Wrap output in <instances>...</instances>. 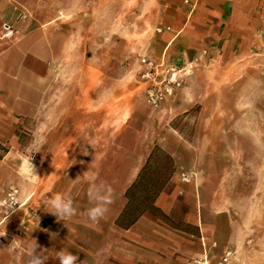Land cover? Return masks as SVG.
Masks as SVG:
<instances>
[{
  "label": "crops",
  "instance_id": "crops-1",
  "mask_svg": "<svg viewBox=\"0 0 264 264\" xmlns=\"http://www.w3.org/2000/svg\"><path fill=\"white\" fill-rule=\"evenodd\" d=\"M57 1L63 3L54 8V15L73 11L74 20L56 23L43 2L49 18L32 28L30 11L36 3L0 0V22L12 24L25 40L42 32L43 60L28 56L33 62H74L67 54H50L51 33L58 27L64 32L66 53L72 40L82 45V18L98 16L100 4L112 7L117 1L123 15L131 12V0ZM144 1H151L149 7L140 2L138 13L153 16L152 27L163 24L150 38L170 47L178 61L188 63L192 53H198L207 70L257 59L253 48L260 24L264 26V0ZM59 75L72 80L73 87H44L28 100L33 151L26 158V172L31 160L36 177L33 190L25 194L19 164L11 166L17 173L12 182L27 204L0 223L6 234L0 238V264H28L34 241L35 251L47 258L45 264H59L56 256L62 249L78 256L77 264H146V257H162L150 264H186L187 256L210 255L214 240L218 246L235 248L245 264L248 253L260 260L255 264H264V248L255 253L251 249L255 237L239 239L240 205L232 206L223 193L224 183L211 191L201 178L198 122L189 121L190 114L204 106L205 77L200 71L188 73L175 96L157 108L150 107L143 92L115 88L109 72ZM218 78L229 77L220 72ZM34 145L42 149L35 152ZM92 183H103L113 193L105 218L98 222L86 215L92 207L87 195ZM2 190L0 181V195ZM58 194L72 198L77 215L63 221L46 211L48 201ZM26 207L35 214L26 215Z\"/></svg>",
  "mask_w": 264,
  "mask_h": 264
},
{
  "label": "rangeland",
  "instance_id": "rangeland-1",
  "mask_svg": "<svg viewBox=\"0 0 264 264\" xmlns=\"http://www.w3.org/2000/svg\"><path fill=\"white\" fill-rule=\"evenodd\" d=\"M23 2L37 4L33 11H30L32 28L49 18L43 12V2H46L44 5H49V16L56 19V23L66 24L75 18L71 14L73 11L66 16L54 15V8L59 7V3L63 1ZM130 2V15H123L122 5L117 1L112 7H102L100 1L98 16L92 18L86 14L82 18L81 35L86 37V40L82 41V45L79 40H72L67 53L63 47L64 40L62 41L64 32L59 31L58 27L51 33L50 54L56 58L63 54L73 57L74 62L69 64L39 62L43 60L42 32L31 33V37L25 40L24 34L17 33L12 24L0 22V181L3 185L0 197L10 187L18 190L12 182L13 174L17 173L11 166L19 164L18 174L26 173V158L33 151L32 136L28 130L32 125L28 100L36 98L35 94L44 87H73L72 80L67 82L60 79L64 77L59 75L60 71L63 74L69 73L72 78L85 72H109L115 78V88H127L139 93L143 92L140 74L144 64L141 59H158L164 53L170 61L180 66L187 65L184 81L188 73L194 71H200L205 77V80L201 81L206 95L203 109L201 112H192L189 117L190 124L198 122L199 127V148L204 161L201 178L211 191H218L220 181L221 184L224 183L223 193L232 206L235 203L240 205L236 208L242 216L239 239L255 237L251 249L254 253L255 250L263 249L264 30L261 29L264 26L260 24L258 42L253 48V55L257 59L253 60V63L248 58L242 66L230 64L225 69L216 66L206 70L200 54L192 53L191 61L182 63L177 60L178 56L171 52L170 47L165 49L159 40L150 38V34L155 35L157 28L163 24L152 27L154 17L138 12L140 2L144 7H149L151 1ZM4 24L12 27V34H5ZM74 34L75 32L69 33ZM79 35L80 33H77L76 36ZM11 49L14 50L10 52ZM28 56H34L39 61L33 62ZM110 56L114 59L109 61L107 59ZM220 72H226L229 78L220 80ZM41 149L42 145H39V150ZM18 195L20 200H25L19 191ZM3 215L0 211V220ZM4 236L6 234L0 229V238ZM216 243L218 241H212L210 255L187 256L186 264H245L243 259L240 261V257H236L239 252H236L235 248L218 246ZM250 254L246 257L249 263L260 262L256 255ZM146 258V264H150L156 262L155 259L160 262L162 257Z\"/></svg>",
  "mask_w": 264,
  "mask_h": 264
},
{
  "label": "built area",
  "instance_id": "built-area-1",
  "mask_svg": "<svg viewBox=\"0 0 264 264\" xmlns=\"http://www.w3.org/2000/svg\"><path fill=\"white\" fill-rule=\"evenodd\" d=\"M3 28L6 35L12 34L13 29L10 25L4 24ZM157 31L160 32L161 27H158ZM141 61L144 68L140 74V82L143 84L145 99L150 107L157 108L166 100L172 99L176 91L182 87L187 65L180 66L170 61L164 53L158 59L142 58ZM26 204L27 200H20L18 190L10 187L0 197V211L4 214L0 223L17 209L25 207ZM25 214L32 216L35 213L26 207Z\"/></svg>",
  "mask_w": 264,
  "mask_h": 264
},
{
  "label": "clouds",
  "instance_id": "clouds-1",
  "mask_svg": "<svg viewBox=\"0 0 264 264\" xmlns=\"http://www.w3.org/2000/svg\"><path fill=\"white\" fill-rule=\"evenodd\" d=\"M34 147L36 149L35 152H39V145H34ZM21 175L25 180L23 184L24 192L25 194H30L34 187L33 178L36 177L31 160L29 161L27 172ZM87 195L92 203V207L87 210V217L97 222L104 219L109 210V205L112 202V189L103 183H92L87 190ZM46 211L63 221L78 214L77 209L73 206L72 198L63 194H58L48 201ZM37 247L38 245L35 241L30 245L28 264H45L47 261L43 251L40 253L35 251ZM56 259L59 261V264H77L78 256L62 249L57 252ZM81 264H83V262H81Z\"/></svg>",
  "mask_w": 264,
  "mask_h": 264
}]
</instances>
